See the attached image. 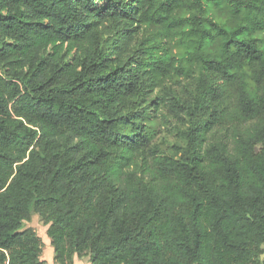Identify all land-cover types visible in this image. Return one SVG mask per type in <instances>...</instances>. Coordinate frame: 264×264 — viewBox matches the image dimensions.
I'll return each instance as SVG.
<instances>
[{
  "label": "trees",
  "instance_id": "16d2710c",
  "mask_svg": "<svg viewBox=\"0 0 264 264\" xmlns=\"http://www.w3.org/2000/svg\"><path fill=\"white\" fill-rule=\"evenodd\" d=\"M33 212L58 264H264V0H0V264Z\"/></svg>",
  "mask_w": 264,
  "mask_h": 264
},
{
  "label": "rangeland",
  "instance_id": "374dc122",
  "mask_svg": "<svg viewBox=\"0 0 264 264\" xmlns=\"http://www.w3.org/2000/svg\"><path fill=\"white\" fill-rule=\"evenodd\" d=\"M168 133L169 132L167 130H164L163 132H161V135L164 136V135H167ZM167 140L174 142L176 140V137L171 134L169 135V138ZM25 224L27 226H33L38 231V233L42 236V239L44 241L43 250H42V258L45 259L49 264H58L54 260V248L51 245V238L48 236V233H47L48 225H46L41 219V217L35 212L32 213L31 219L29 221H26ZM75 259H82L81 261L89 262V256H84L82 258H79L78 256H76ZM81 261H79L78 264H82Z\"/></svg>",
  "mask_w": 264,
  "mask_h": 264
},
{
  "label": "crops",
  "instance_id": "0c3cea01",
  "mask_svg": "<svg viewBox=\"0 0 264 264\" xmlns=\"http://www.w3.org/2000/svg\"><path fill=\"white\" fill-rule=\"evenodd\" d=\"M82 259H75V263L74 264H78L79 263V261H81ZM82 262V264H88V261H81Z\"/></svg>",
  "mask_w": 264,
  "mask_h": 264
}]
</instances>
